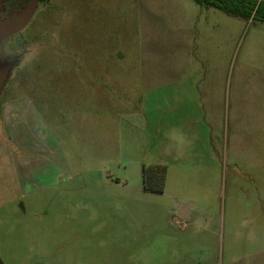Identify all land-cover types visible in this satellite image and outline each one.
<instances>
[{
  "label": "rangeland",
  "instance_id": "obj_1",
  "mask_svg": "<svg viewBox=\"0 0 264 264\" xmlns=\"http://www.w3.org/2000/svg\"><path fill=\"white\" fill-rule=\"evenodd\" d=\"M136 1H38L26 28L0 42V264H264V23L189 1L225 33L203 52L225 54L230 142L209 171L151 193L120 141L130 84L107 82L128 46L138 60ZM21 101L58 136L55 179L50 156L19 153L16 129L1 132ZM34 125L19 130L30 137Z\"/></svg>",
  "mask_w": 264,
  "mask_h": 264
},
{
  "label": "crops",
  "instance_id": "obj_2",
  "mask_svg": "<svg viewBox=\"0 0 264 264\" xmlns=\"http://www.w3.org/2000/svg\"><path fill=\"white\" fill-rule=\"evenodd\" d=\"M189 1L137 0L138 60L130 61L128 46L126 56L120 54L116 59L113 67L117 69L107 81L130 84V112L121 120L124 160L130 162L131 158L142 166H167L165 189L170 180L182 174L209 171L225 157L230 142L229 124L224 118V98L231 89V78L224 74L225 54H213L209 59L203 52L206 37L221 44L225 33L219 29L216 34L213 27L217 23H210L209 18L201 22L204 12ZM130 68H136L137 73H130ZM117 72L125 73L118 76ZM12 114L9 112L3 119L1 132L7 133L9 128L13 136L16 129L13 137L17 152L22 147L23 152L36 150L47 159L50 156V161L46 160L47 179L57 178L59 173L50 162L63 153L48 120L44 122L36 109L24 101L15 107L14 126ZM30 122H35L37 130L28 137L19 128ZM179 209L181 219L190 218V206Z\"/></svg>",
  "mask_w": 264,
  "mask_h": 264
},
{
  "label": "trees",
  "instance_id": "obj_3",
  "mask_svg": "<svg viewBox=\"0 0 264 264\" xmlns=\"http://www.w3.org/2000/svg\"><path fill=\"white\" fill-rule=\"evenodd\" d=\"M30 0H3L0 20L13 14H19ZM45 0H39L43 2ZM204 9L218 10L228 16L244 20L256 19L264 23V2L255 0H190ZM167 166L143 165L142 180L144 189L151 193L162 194L165 190Z\"/></svg>",
  "mask_w": 264,
  "mask_h": 264
},
{
  "label": "water",
  "instance_id": "obj_4",
  "mask_svg": "<svg viewBox=\"0 0 264 264\" xmlns=\"http://www.w3.org/2000/svg\"><path fill=\"white\" fill-rule=\"evenodd\" d=\"M39 0H30L19 14L0 22V42L23 31L32 19Z\"/></svg>",
  "mask_w": 264,
  "mask_h": 264
},
{
  "label": "flooded vegetation",
  "instance_id": "obj_5",
  "mask_svg": "<svg viewBox=\"0 0 264 264\" xmlns=\"http://www.w3.org/2000/svg\"><path fill=\"white\" fill-rule=\"evenodd\" d=\"M14 15H17V14H13V15H11V16H14ZM11 16L4 17L3 19L0 20V22L6 20L7 18H9V17H11Z\"/></svg>",
  "mask_w": 264,
  "mask_h": 264
}]
</instances>
